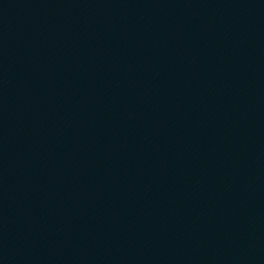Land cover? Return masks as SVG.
Here are the masks:
<instances>
[{
  "label": "water",
  "instance_id": "water-1",
  "mask_svg": "<svg viewBox=\"0 0 264 264\" xmlns=\"http://www.w3.org/2000/svg\"><path fill=\"white\" fill-rule=\"evenodd\" d=\"M0 216V264H264V0H112Z\"/></svg>",
  "mask_w": 264,
  "mask_h": 264
}]
</instances>
